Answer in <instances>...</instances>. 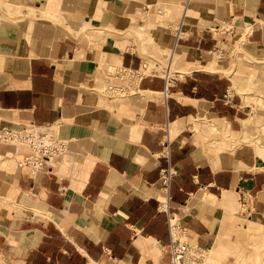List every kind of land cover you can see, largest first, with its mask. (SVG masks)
Returning a JSON list of instances; mask_svg holds the SVG:
<instances>
[{"label":"crops","instance_id":"obj_1","mask_svg":"<svg viewBox=\"0 0 264 264\" xmlns=\"http://www.w3.org/2000/svg\"><path fill=\"white\" fill-rule=\"evenodd\" d=\"M0 2V128L55 123L67 141L35 171L20 163L24 147L0 142V264H167L175 216L182 239L208 252L233 247V231L264 228V157L248 143L206 146L196 122L218 118L235 133L258 111L230 76L243 88L264 59V0ZM160 21V36L175 38L169 66L188 67L168 69V84L144 72L125 32ZM228 26L232 39L220 35ZM119 66L143 75L117 105L99 92Z\"/></svg>","mask_w":264,"mask_h":264},{"label":"rangeland","instance_id":"obj_2","mask_svg":"<svg viewBox=\"0 0 264 264\" xmlns=\"http://www.w3.org/2000/svg\"><path fill=\"white\" fill-rule=\"evenodd\" d=\"M180 3L179 1L176 2V4ZM4 5L6 7V3L0 2V8ZM22 8V7H21ZM20 8V9H21ZM7 9V7H6ZM10 13V11H8ZM13 13V12H12ZM133 26L139 27L138 21L136 18L133 19ZM160 24H162L160 27H158L153 22H148L145 24H142L140 27V30L138 32L132 33L131 28L126 30L127 36H129V40H132L136 47L139 49L140 54L143 56L144 65H142V68H144V72L150 70L151 73L158 72L166 75V71L173 72V71H186L188 67L181 66L177 62L173 65L169 66V59H170V40L174 37L167 38L166 36H160V33L163 34V32H169L168 23L164 24V21H160ZM115 30V29H114ZM164 30V31H163ZM144 34V38L139 36V32ZM161 31V32H160ZM83 33L84 29L82 30ZM172 33V32H171ZM96 34L97 36L101 35L100 32H92V35ZM132 34V35H131ZM124 35V34H123ZM173 35V33H172ZM220 35H225L227 38L232 39L234 37V30L231 27H225V29L220 31ZM246 37V32L243 34V36L239 39H236L235 43L238 44L237 50H240L243 45V40ZM173 57V56H171ZM254 64L257 68V73L253 76L252 81L248 83V85L245 83L243 84V88L237 87V82L235 81L233 76H230V78L233 80V85L237 88V93L242 98V101L244 104H249L251 102L255 103L257 112L249 113L253 116H247L244 117L245 119H248V122L251 124L252 129L249 133L246 135H243V139H241L239 142L234 141L229 144H223L224 150L235 148L237 145L248 143L252 144L255 147L256 152L264 157V59L258 60L254 59ZM155 63L158 64V69L154 68ZM217 67L219 65L217 64ZM158 70V71H157ZM172 74V73H171ZM171 76V75H170ZM109 82H127L126 80H118L111 78L109 79ZM128 83V82H127ZM130 84V83H129ZM132 85V86H131ZM242 85V84H241ZM131 87H134L133 84H130ZM97 89L99 87L97 86ZM134 89V88H131ZM128 90V89H127ZM125 90L124 94H118V92H103L105 93V96H103L102 92H99L100 96L102 97L105 102H113L114 104H119L120 102H129V99L131 96L127 95V93L130 92V89L127 91ZM128 108L127 106H121L119 114H123V110ZM255 115V116H254ZM203 116V117H201ZM207 121L215 122L216 124H219V122H222L218 118H209L206 115H200L197 116L196 122H202L207 123ZM242 125V121H241ZM206 134L208 135V138H212L211 140L220 143L218 136H214L209 128L204 127ZM242 127V126H241ZM233 134H237L239 136V132H235ZM216 137V138H215ZM215 149H221V147L214 145ZM70 156L65 157L64 161H66L67 158ZM70 165V164H69ZM242 226V224H240ZM239 225V228H242ZM238 229V231H233L232 234L229 233L228 239L232 240L231 242L234 243V246L230 247L228 250H222L221 252H208L205 254L203 252H200L202 257L203 264H210V261L216 263V264H250L252 260L258 261L261 264H264V228L260 230L259 232H256V235L249 236L248 234H243L242 230ZM235 234H238L235 236ZM226 236L225 234H223ZM201 251V250H200ZM205 258V260H204ZM243 258L245 259V263H243ZM249 258V259H248Z\"/></svg>","mask_w":264,"mask_h":264},{"label":"built area","instance_id":"obj_3","mask_svg":"<svg viewBox=\"0 0 264 264\" xmlns=\"http://www.w3.org/2000/svg\"><path fill=\"white\" fill-rule=\"evenodd\" d=\"M107 83L104 86L105 92L125 93L129 90L130 84L137 85L143 75L141 67L132 69L125 66L112 67L107 70ZM126 80L127 82H109V79ZM165 83H171L173 77L166 71ZM130 83V84H129ZM127 90V91H128ZM228 98V96H227ZM0 142L20 145L24 147L23 157L20 163L28 165L35 171L52 158L59 157L67 151V141L59 135V125L28 123L21 128L2 127L0 128ZM165 183H169L172 175L170 167L163 170ZM252 198L245 192H241L240 206L243 211H249ZM170 240L167 249L170 252V260L167 264H203L199 247L191 246L181 237L180 227L177 223H169Z\"/></svg>","mask_w":264,"mask_h":264},{"label":"bare ground","instance_id":"obj_4","mask_svg":"<svg viewBox=\"0 0 264 264\" xmlns=\"http://www.w3.org/2000/svg\"><path fill=\"white\" fill-rule=\"evenodd\" d=\"M174 43H175V38L170 40V45L169 46L171 47V49H172ZM237 45L238 44L235 43V45H234L235 49H237V47H238ZM171 49H170V55H171ZM203 124H204V127L210 129L211 133L214 136H218V138H216V137L215 138L218 139L219 141H221L220 143H224L225 145L228 144V142H229V144L231 142H234V141L239 142L241 139H243L242 136L246 135L247 133H249L251 131V129H252V126L248 122L247 118L242 120V127L238 131L239 132V136H237V134L234 135L233 134L234 131H232V129L229 127V125L225 124L224 122H219V124H216L215 122L207 121V123H203ZM212 138H209V139L206 140L207 141L206 142L207 143L206 146L209 145V142H210V140ZM171 223H176V216L172 217ZM200 250H201V252H203L205 254L204 257H206L207 251L205 249H202V248ZM202 257H203V255H202ZM204 260H205V258H204ZM242 262L245 263V259L244 258H243ZM210 264H216V263L210 261ZM250 264H261V263H259L258 261L252 260Z\"/></svg>","mask_w":264,"mask_h":264}]
</instances>
